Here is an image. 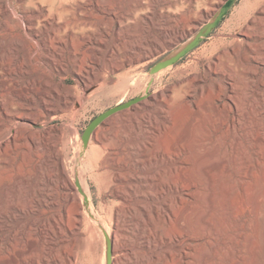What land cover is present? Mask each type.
<instances>
[{
  "label": "bare ground",
  "instance_id": "6f19581e",
  "mask_svg": "<svg viewBox=\"0 0 264 264\" xmlns=\"http://www.w3.org/2000/svg\"><path fill=\"white\" fill-rule=\"evenodd\" d=\"M261 3L252 1L230 27L252 22L243 38L219 39L207 64L197 56L173 74L191 72L186 80L153 93L148 86L140 101L105 118L122 127L120 136L107 139L100 125L86 146L75 140L77 113L94 96L127 84L125 70L179 32L175 15L163 11L174 3L0 0V264H77L75 251L63 260L34 256L58 243L45 239L51 219L38 216L54 206L61 242L83 244L97 230L92 222L102 225L111 251L106 264H195V257L199 264H246L255 168L264 181ZM202 64L221 78L209 82ZM70 77L76 84L67 83ZM64 118L66 126L52 124ZM75 159L86 168L69 166ZM85 169L100 193L115 197L101 205L105 216L92 203ZM238 186L241 203L234 199ZM70 207L74 216H64ZM238 216L250 218L240 223Z\"/></svg>",
  "mask_w": 264,
  "mask_h": 264
},
{
  "label": "rangeland",
  "instance_id": "374dc122",
  "mask_svg": "<svg viewBox=\"0 0 264 264\" xmlns=\"http://www.w3.org/2000/svg\"><path fill=\"white\" fill-rule=\"evenodd\" d=\"M228 1L229 0H172L175 6L170 7L171 9H168L169 8L168 7L166 8V10L163 11L169 12L171 10V12L169 13L171 15L177 16V17L173 16L172 18L173 20L171 22L174 23V25H178L179 23L180 25L179 32L176 34H170L167 37V41L161 47L152 50V53L150 54L149 58L145 59L139 64H136V66L127 68L125 71L130 70L129 71L130 80L127 82V84L121 82L119 83L120 85L119 84L117 85V87L111 88L109 91H106V93L104 94L96 95L93 98H91V100L86 102L84 107L79 110V112L75 117L74 125L77 129V137H75V140L87 146V144L90 143V139L92 137V130L100 125H102V131H105L103 132V134L106 136V138L109 140H115L116 139L115 136L117 137L121 135L122 127L120 128V125L118 124H117L118 125L117 128H116L117 125L115 126L114 124L113 125L109 124L110 126L108 124H104L105 118L99 121L94 126V128L91 130L90 134L87 137L85 136V132L98 116H100L107 110L117 106L118 104L127 102L138 96H143L148 86L150 87L149 93H153L159 90H165L169 86H173L180 81L186 80V78H188L191 75V72L186 71L184 72V74L178 77H174L173 74L178 69L188 70L192 61L197 56H201L203 63L207 64L208 60L205 59L204 57L208 56V54L210 55L212 49L220 44L219 39L224 37L228 38L229 40H232L234 38H243L244 36L242 35V31L245 29L247 25L250 26L253 25L252 22L250 21L243 22L240 27H238L233 31L230 30L231 29L230 27L239 20L238 18L240 16L244 17L246 16V14H248V12H250L249 10L250 6L248 7V9L246 8L254 0H236L235 3L231 6V8L227 11V13L224 16H221L220 14L223 9V6ZM261 7H264V0H262ZM241 8H245L248 11L246 12V10L244 11V9H242L243 12L239 11V9ZM239 12L241 14H239ZM255 15H256L255 12L252 13V16L255 17ZM171 22L170 24H172ZM213 22L216 23L212 27V29L208 33H206L205 36L201 38L194 47L188 49L183 55H181L180 58L175 63L170 64L172 66L166 68L168 69L166 70L167 71L166 73L162 72L164 70L160 72H158L159 70L153 72V68L159 62L170 59L178 55L185 48H187L188 45L193 40H195L199 36V34L210 23ZM156 32L159 35L160 31L157 30ZM214 42H216V44ZM203 48H205V50ZM242 48L246 49V46L243 45ZM210 61H213V58H211ZM201 70L204 72L206 79L209 82L221 78V76L216 74L208 76L207 68L203 64L201 65ZM135 80H141L142 85H140L139 82L135 84L134 83ZM67 83L70 85H74L76 84V81L72 77H70L67 80ZM67 121L68 119L64 118L62 120H55L54 122H52V124L66 126ZM35 127L39 129V128H43L44 126H40L36 124ZM115 131H117L118 133H116ZM110 136L112 137V139H110ZM76 154L77 151L74 147L69 149L70 157L76 158ZM75 164L77 167L79 166L82 168H86L84 166L85 165L84 163L83 166L82 164H79L78 159H75V161L69 163V166L71 165L75 166ZM85 170H86L85 175L86 178L88 179V185L92 194L91 195L92 203L94 207H96L97 211L101 213L102 216H105L100 210L101 205L104 203V201L115 199V197L113 196L106 197L104 194L100 193L97 181H95L89 176L90 175L89 174L90 172L88 171L89 169L88 170L85 169ZM262 176L263 175L261 172V167L255 168V212L253 216H250L253 225L246 229L247 233H249L248 239H246V244L247 247L251 245L252 248L248 247L244 252L247 258L246 264L253 262L252 259L254 255H255V263L256 260H261L262 258L264 259V181ZM258 190L260 192H258ZM234 199L239 203L242 202V194H241L240 186L235 188ZM56 209H57L56 206L47 208V210L42 215H38V216H44L47 219H51L52 226L49 230V233L47 235L45 234L46 236L45 235L44 236L46 237L45 239L47 241H54L58 243L54 245L53 251L51 252L46 251L47 252L46 253L45 251L42 250H35L34 256L40 259L42 258L45 261L46 260V256H44L45 254L49 255V257L51 254H57L63 260V258L66 257L67 253L71 251H75L78 254L77 264H106L108 242L106 240L104 229H102V225L95 224L94 222H92L93 227H95L96 225L97 230L96 228H94V231L92 233V238L90 236L89 239L83 244L80 245L77 243L73 244L71 242H68L67 240L63 241L64 242L63 243L61 242L63 240L61 235L58 233V230L54 227V216H58ZM86 209L87 208L85 203L82 206V210L85 214H86ZM64 216H74V209L70 207L68 211L64 213ZM248 217L249 216H238V220L241 223L243 222L244 219H247ZM108 221H109L108 219H105V222L102 221V223L105 225H107L108 223L110 224V222ZM194 228L196 233H201V230L199 229L198 226L195 225ZM250 238H253V242H251ZM212 240L214 242L216 241V239L214 238ZM240 241L242 242L243 239H240ZM63 244H66V246ZM67 245L72 246L73 249H71L72 247L70 246L67 248ZM64 246L66 248H63ZM200 248L201 247L199 245L195 247L196 249L195 256L199 254L198 251H200ZM37 251H39V253H37ZM60 252L61 254L59 255L58 253ZM114 255L115 254L113 253V256ZM195 258L197 259V260L195 259L196 261L195 264H199L198 258L197 257ZM62 264H65V261Z\"/></svg>",
  "mask_w": 264,
  "mask_h": 264
},
{
  "label": "water",
  "instance_id": "95a60500",
  "mask_svg": "<svg viewBox=\"0 0 264 264\" xmlns=\"http://www.w3.org/2000/svg\"><path fill=\"white\" fill-rule=\"evenodd\" d=\"M235 1L236 0H229L224 6H223V9H222V11H221V16H224L226 13H227V11L231 8V6L235 3ZM218 20H219V18H218ZM215 23L216 22H213V23H210L200 34H199V36L201 35V34H204V36H205V34L206 33H208L211 29H212V27L215 25ZM198 36V37H199ZM196 38L194 41V43L193 42H191L189 45H188V47L187 48H185L182 52H180L178 55H176V56H174V57H172V58H170V59H167V60H163V61H161V62H159L154 68H153V72H156V71H158V70H160V69H162V68H165L166 66H168V65H170V64H173V63H175L179 58H180V56L181 55H183L188 49H190V48H192V47H194L198 42H199V38ZM142 97L143 96H138V97H136V98H133V99H131V100H129V101H127V102H123V103H121V104H118L117 106H115V107H113V108H111V109H109V110H107L106 112H104L103 114H101L100 116H98L94 121H93V123L88 127V129L86 130V132H85V136L87 137L89 134H90V132H91V130L94 128V126L99 122V121H101L102 119H104V118H106L107 116H109V115H111L112 113H114V112H116V111H118V110H121V109H124V108H127V107H129V106H131L132 104H134V103H136V102H138V101H140L141 99H142ZM109 244V243H108ZM110 257H111V251H110V249L108 248V252H107V259H108V262L110 261Z\"/></svg>",
  "mask_w": 264,
  "mask_h": 264
}]
</instances>
